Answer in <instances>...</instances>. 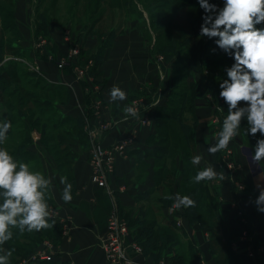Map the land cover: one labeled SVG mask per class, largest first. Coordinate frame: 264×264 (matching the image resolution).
I'll return each mask as SVG.
<instances>
[{"label": "crops", "instance_id": "0c3cea01", "mask_svg": "<svg viewBox=\"0 0 264 264\" xmlns=\"http://www.w3.org/2000/svg\"><path fill=\"white\" fill-rule=\"evenodd\" d=\"M14 12L22 36L20 42L27 50L25 62L50 83L68 87L71 94L69 101L59 106L67 114L83 117L85 126L97 120L91 108L97 98L101 97L104 103L103 117L117 119L126 114L124 109L131 98L142 94L146 96V108L138 117L120 122L101 137L106 146L130 138L126 153L118 157L115 171L109 177V188L99 187L93 182L90 150L85 141L78 139L70 145L75 159L71 168L72 179L66 181L54 156L42 146L39 133L32 131L31 148L40 155L54 205L60 214L59 219L46 217L57 224L58 240H55L52 260L65 264H110L101 246V238L107 232L109 215L114 208H118L121 216L132 223L139 217L154 222L158 237L172 232L176 238L174 246L173 238L165 240L164 246L158 241L156 253L131 252L138 264H160L161 260L175 264L177 258L187 261L191 254L194 256L193 264H264V212L258 211L260 205L256 203L264 190V159H253L258 141L264 140V134L259 131L254 135L250 131L245 132L240 121L237 138L232 142L239 168L230 175L226 168L220 166L221 150L215 154L208 151L216 146L219 139L214 135L213 108L207 95L209 91H216L209 70H195L189 77V81L195 84L197 103L194 157H202L200 163L195 164L196 173L211 167L217 176L211 181L198 183L197 193H191V187L185 192L182 185L185 160L181 155L176 157L177 173L170 187L158 184L156 180L157 159L153 155H146L144 159L139 156L158 145L154 143L157 112L158 108L167 105L175 84L173 60L166 58L155 42L149 43L141 29L129 28L115 33L111 43L105 47L94 77L80 78L74 67H58L59 59L68 53L73 44H79L81 51H93L97 48L98 37L83 36L78 41V38L64 40L63 37L53 36L59 50L51 51L45 57L50 42L42 35H36L35 29L32 30L26 5L18 3ZM49 31H53V23L49 25ZM43 38L46 42L42 44ZM34 45L39 48L36 50ZM113 86L125 91L127 98L112 100L110 89ZM213 95L223 101L220 95ZM221 173L224 174L223 180L219 179ZM233 178L242 179L246 189L236 190ZM68 184L72 185V199L65 202L63 195ZM258 184L260 187H257ZM197 194L200 196L198 201ZM185 195L195 200L197 205L175 208L176 197ZM167 196L172 199H166ZM61 218L64 222L69 221L68 229L63 228ZM251 245L261 248L256 256L249 254ZM160 252L159 261L157 255Z\"/></svg>", "mask_w": 264, "mask_h": 264}, {"label": "trees", "instance_id": "16d2710c", "mask_svg": "<svg viewBox=\"0 0 264 264\" xmlns=\"http://www.w3.org/2000/svg\"><path fill=\"white\" fill-rule=\"evenodd\" d=\"M14 5H16L15 1L12 7H14ZM203 15V9L198 8L195 16L193 15L188 19L192 34L189 35V38L187 40L188 42L191 40V52L187 59V62L188 64H191V72L190 74H187L186 77L181 76V73H183L185 70H180L182 68H177L175 60L172 59V53L175 49V46L173 44H169L168 46H166L167 51L169 50L168 54L166 53L165 49H163L157 43L160 52L164 54L166 58L172 59L174 62L175 84L170 93L167 105L158 108L157 133L154 136V139H159L160 144H158L152 151H147L146 153L139 154V156H141L140 158L142 159H144L146 155H153V157L157 159L158 168L156 170V180L158 184L164 183L168 187L173 184L174 177L177 173V165L175 164L176 157L178 154L181 155L185 160L182 185L185 192H187L189 187H191V193L198 192L199 184L194 181L196 165L192 163V159L194 157V149L196 146L195 127L197 124V118L195 116V107L197 103L195 101V84L194 82L189 81V77L194 74L195 70L204 68V60L208 53V50L211 47L216 51H220L222 49L216 43L219 37H212L210 40L211 44H208V42L204 38L199 37L200 26L203 23ZM9 18L12 20V25H7L6 29L10 30L13 27V29L16 31L15 33L20 34L18 25L16 24L15 12L13 9L11 14L9 15ZM50 21L51 19L48 13H46V11H43L39 14L35 26V31L38 33L36 35H40L39 33L41 31H44L48 36V40L50 42L49 47L47 46V52L44 54L45 57L49 55L51 51L57 52L59 50L58 46L49 34V25L51 24ZM115 33L116 32H113V34L110 35V41L107 45L111 43V40L112 38H114ZM80 39L81 36L78 37V41ZM107 45L105 44L104 46H100L98 49L96 48L93 51L83 50L75 61L84 65L92 59L94 61V65L91 69V73L94 75L96 74L97 68L101 64L103 52ZM20 47L22 48V50L24 49L23 58H26L27 50L26 48H24V46L19 43L16 45L15 42L11 40H9L6 45L4 37L2 36V38H0V61L4 59L5 55L10 54L11 52H18ZM234 52L235 49H232L230 52L231 54L229 53L228 55L229 61L232 65L235 63V60L234 58H231L230 60V55H232V53ZM13 55L19 56L12 53L9 56L13 57ZM183 59L184 61L186 60L185 58ZM11 60L15 63L17 59ZM23 62H25L24 59H22V61L20 60L18 63L23 64ZM14 63L11 64L9 68H5L4 71L0 70V82L8 77L17 82L16 84H13V86L15 87L11 90L5 89L4 87L2 88L0 85V91L2 93L0 101L2 100L3 103L0 107V125H26V123L28 124V121H30L31 127H33L34 130L41 132L40 139L42 145L44 146L45 150H47L54 156L56 162L58 163V166L62 169L63 173L66 176V181H69L73 176L71 168L72 163L75 159L74 152L70 150L71 143L80 139L82 141H85L90 148V139L85 129V120L83 117H74L70 114L65 113L59 106L64 102L55 100L54 97H52V95L54 94H57L58 96H68L69 90L64 84L50 83L43 76L38 74L37 71L31 70L30 68L25 71L20 68V71L15 72L17 68L14 69ZM12 69L14 70L12 71ZM27 86H29L30 88H27ZM181 91L182 94H178ZM16 92L20 93V97L16 102H13L11 101V98L15 95ZM220 92L221 90L216 84L215 93L219 95ZM176 96L177 98H175ZM174 102L176 103V106H173ZM1 108L3 110H1ZM227 108H229V106ZM6 110L8 112H6ZM249 129L250 125L246 126L245 132H249ZM20 133L22 132H18L16 128H14V126L9 127L7 131L4 132L3 139L0 140V150L7 151L13 157L14 162H16L18 165L17 170H19V164L24 163L29 166L30 172H37L47 180L41 163L40 155L31 148V144L33 143V138L31 141L30 137L31 134L27 136L26 141H20ZM32 161H35L36 163L31 164ZM193 181L195 182V184L193 183ZM234 188L236 189L235 184ZM41 191L44 193V202L47 205L54 204L50 187L47 185V187L41 189ZM4 199L5 197L3 196V190L0 189V204L3 203ZM196 199L197 201L200 199V196H198V194L196 195ZM18 219H20V217H17V221ZM245 219L248 222V218L246 217ZM46 220L51 225L50 229L46 228L39 231L35 230L36 232L33 235L34 237L27 236L28 239L23 241L22 243H18V239L13 235L19 236L23 234L22 231H26L27 226H24L22 228L21 226L9 225L8 232L11 233V236L8 240L0 244V254L1 248L5 242H8V249L9 251H13L12 254L15 253V251L18 253L13 255V257L15 258H18V256L25 257L29 255L34 249H36V246L41 244L46 239H51L56 242L55 240H58V232L56 230L57 224L52 221L53 219L49 220V218H47ZM128 223L130 226L132 238L142 246L144 253H147L149 251L156 253V243L158 241H161V245L164 246V244H166L165 240L173 238L174 241L172 242V246L176 244V238L174 237V234L172 232H169V234L167 232V234L163 235L162 238H160V235L158 237V234L155 232V227H157L156 225H154L155 223L153 222V224L145 218L139 217L135 223H132L129 219ZM134 226H137V228H135ZM177 254L176 256L179 255ZM159 255H161V252L157 255L158 260L160 258ZM193 260L194 256L191 254L190 258H188L187 261H181L179 258H177V262L175 264H193ZM4 264H19V262L11 260L9 262H4ZM36 264L65 263H60L59 261L54 259L49 261H42Z\"/></svg>", "mask_w": 264, "mask_h": 264}, {"label": "clouds", "instance_id": "9594fccd", "mask_svg": "<svg viewBox=\"0 0 264 264\" xmlns=\"http://www.w3.org/2000/svg\"><path fill=\"white\" fill-rule=\"evenodd\" d=\"M198 3L204 11L199 37H219L216 43L220 48L235 49L232 53L235 63L227 71L230 82L224 80L219 85L222 89L219 95L227 102L229 108L216 146L208 149L210 153L215 154L229 147V142L237 135L236 130L245 112L250 133L254 135L259 131L264 134V28L256 27L264 22V0H224L223 7L215 3L210 4L208 0H198ZM110 96L112 100L127 98L126 92L116 86L110 89ZM242 101L246 102L248 107L237 109L238 103ZM233 109L237 110L233 112ZM124 111L133 116L139 115L138 110L132 107H125ZM9 127L10 124H5L3 130H0V140ZM201 159V156H195L192 163L199 164ZM253 159H264V140L258 141ZM17 168L13 157L7 151L0 150V189L5 197L0 204V244L11 236L8 232L9 225L15 226L19 223L22 228L27 226L29 231L51 227L46 220L49 215L48 206L41 191L47 187L49 181L39 173L30 172L27 164L21 163L19 170ZM216 176L217 173L208 167L198 171L194 181H211ZM219 179H224L223 173L219 175ZM71 188V184L65 188V202L72 199ZM165 198L172 199L170 196ZM195 203V200L187 195L177 196L173 206L194 207ZM256 203L260 205L258 211L264 212V190ZM17 217L21 219L17 221ZM0 264H4L3 257H0Z\"/></svg>", "mask_w": 264, "mask_h": 264}, {"label": "rangeland", "instance_id": "374dc122", "mask_svg": "<svg viewBox=\"0 0 264 264\" xmlns=\"http://www.w3.org/2000/svg\"><path fill=\"white\" fill-rule=\"evenodd\" d=\"M14 1L16 2V5L12 7ZM223 2L224 0H208V3H215L220 7H223ZM18 3H23L24 6L26 5L31 17L32 30L35 29L36 20L38 19L39 14L43 11H46L51 19L50 23H53V31L51 33L49 31L51 37L54 36L57 38L63 37V39H74L78 38L79 36H97V49L100 46H104L105 44L107 45L109 43L110 35L113 34V32L125 31L129 28L141 29L143 36L149 41V43L155 42L156 45L158 43V45L165 49L166 53L169 54V50L167 51L166 46L169 44H173L175 46V49L172 53V59L175 60L177 68H182L180 70H185L183 73H181V76L186 77V75L190 74L191 72V64H188L187 62L191 52V40L189 42L187 40L189 35L192 34L188 19L193 15L195 16L197 9L200 8L198 0H0V38H2V36L4 37L6 45L9 40L14 41L16 45L18 43L21 44L20 40H22V36H20L18 33H15L16 31L13 29V27L10 30L6 29L7 25H12V20L9 18V15L11 14L12 9L14 10L15 6H18ZM256 27L264 28V22L256 25ZM36 34L38 33L36 32ZM39 34L42 35L41 37H44L46 40L48 39V36L44 31H41ZM70 36H72V38ZM202 38H204L208 44H211V38L207 36ZM21 45L23 46V44ZM34 48L37 50L39 46L34 45ZM23 50L20 47L18 52H11L12 54H17L19 56L13 55V57H11L9 56L11 53L5 55L4 59L0 61V70L4 71L5 68H9L11 66V64L14 63L11 59H17L14 63L15 65H13L15 66L14 69L17 68L15 72L20 71V68H22L24 71L29 68L31 69L32 65L29 63H18L20 60L22 61V59H24ZM231 50L232 49H221L220 51H216L211 47L208 50L204 60V68L208 69L212 74L211 80L213 83L215 82V84H217L221 91L222 89L219 87L220 83L224 80H229L230 82L227 71L233 66L228 57ZM230 56V60L231 58L233 59L232 55ZM183 58L186 60L184 61ZM14 69H12V71ZM16 83L17 82L15 80H12V78L8 77L0 82V85L2 88L4 87L5 89L11 90L15 87L13 84ZM27 88L30 87L27 86ZM178 94H182V91ZM210 94L213 96L215 93H211L209 91L207 95ZM70 96V92L68 93L67 97L64 95L58 96L57 94L52 95L55 100L64 103L69 101ZM1 97L2 93L0 91V99ZM19 97L20 93L16 92L11 98V101L16 102ZM175 98H177V96ZM2 104L3 103L1 100L0 107ZM175 104L176 103L174 102L173 106H176ZM226 105L227 107L229 106L227 102ZM247 107V103L243 101L237 105V109ZM237 109H233L232 111L234 112ZM1 110L3 109L1 108ZM6 112L8 111L6 110ZM241 124L245 131V127L249 125L247 121V112H245V115L241 117ZM11 126H14L18 132H22L19 135L21 138L20 141H26L27 136L30 134L32 141V131H37L31 127L30 121H28V124L26 123V125L11 124ZM3 127V125H0V130H2ZM37 132L41 136V132ZM154 143L160 144V140L156 139ZM33 163L36 162L32 161L31 164ZM61 220L63 219L61 218ZM15 226L20 225L17 223ZM35 232V230L29 231L27 229L26 231H22L23 234L19 236H13L18 239V243H22L28 239L27 236L34 237L33 235ZM46 240H50L53 244H55V242L51 239ZM43 242L36 246V249H34L31 253L36 251L43 244ZM12 252V250L9 251L8 249V242H5L1 248L0 257L4 258V262H9L11 260L20 262L24 258V256H18V258H15L13 255L18 253L15 251V253L12 254ZM27 256H25V258Z\"/></svg>", "mask_w": 264, "mask_h": 264}, {"label": "built area", "instance_id": "2783aa9c", "mask_svg": "<svg viewBox=\"0 0 264 264\" xmlns=\"http://www.w3.org/2000/svg\"><path fill=\"white\" fill-rule=\"evenodd\" d=\"M41 42L43 44L46 40L43 38ZM81 49L79 44H73L68 53L59 59L58 67L65 68L70 65L74 67L78 77H88L92 79L94 75L91 73V69L94 65V61L89 60L84 65L75 61L80 55ZM209 98L213 108L212 121L214 124V135L219 137V133L222 131L223 120L228 115L227 106L223 101L217 100L214 95L212 96L210 94ZM103 104L101 97L93 100L91 108L97 120L94 124H87L85 129L90 139L89 150L92 180L99 187L109 188V177L115 171L118 157L126 153L130 138L126 137L125 140L121 142L106 146L102 143L101 137L120 122L129 120L133 115L131 113H126L117 119H106L102 115ZM127 107L137 109L138 113H140L146 108V96L142 94L133 97ZM235 138H237L236 135L229 142V147L221 150L220 166L226 168L230 175L239 168L236 148L232 144ZM232 181L238 191H244L246 189V184L242 179L233 178ZM47 211L49 213L47 217L53 219L60 218L59 210L54 204L49 205ZM64 221L65 220H62L64 229H68L70 226L69 221ZM101 246L110 264H138L131 256V252L135 254L144 253L142 246L132 238L128 220L121 216L118 208H114L109 215L107 232L101 238ZM260 250L261 248L255 245L249 246V254L251 256H256ZM54 256V244L50 240H46L36 251L26 258L24 257L19 264H36L42 261L52 260ZM160 264L167 263L161 260Z\"/></svg>", "mask_w": 264, "mask_h": 264}]
</instances>
